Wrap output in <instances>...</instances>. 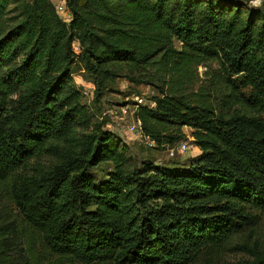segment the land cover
I'll return each mask as SVG.
<instances>
[{
	"label": "trees",
	"instance_id": "trees-1",
	"mask_svg": "<svg viewBox=\"0 0 264 264\" xmlns=\"http://www.w3.org/2000/svg\"><path fill=\"white\" fill-rule=\"evenodd\" d=\"M67 7L65 24L51 0H0V264H40L37 246L79 264H264V16L231 0ZM74 65L97 97L118 78L153 88L143 135L168 146L189 128L199 157L132 166Z\"/></svg>",
	"mask_w": 264,
	"mask_h": 264
},
{
	"label": "rangeland",
	"instance_id": "rangeland-1",
	"mask_svg": "<svg viewBox=\"0 0 264 264\" xmlns=\"http://www.w3.org/2000/svg\"><path fill=\"white\" fill-rule=\"evenodd\" d=\"M231 1L236 2L243 10H254L264 16V0H260L258 5L254 4L253 0ZM208 66L212 70L217 68L215 63H209ZM71 72L73 84L81 92L82 102L87 105L93 124L100 125L104 131L113 134L132 166H140L144 162H149L164 168L183 167L191 165L199 157L200 151L193 143L192 131L189 128L183 129L184 138H181L179 141L185 140L189 142L192 145L191 150L184 155H176L173 159L168 158L166 149L174 148L178 141L172 145L150 149L139 143L135 136L130 135L128 125L135 119L136 107L139 104L149 105L150 99L156 95L153 88L145 85H136L129 83L124 78H118L111 83L105 82V87L100 91L101 96L97 97L95 86L89 80L82 67L74 65L71 68ZM203 72L204 68L199 67L198 75L201 78L202 84L208 81V78L203 76ZM246 91L243 92L246 94ZM140 100H142V103H139ZM261 118H264V114L261 115ZM112 168L111 164L103 163L93 169L92 172L97 179H103L106 178V174ZM4 206L10 210L8 203L0 201V210ZM254 235L256 238L264 240V219L260 220ZM35 251V256L40 264H79L56 255L48 254L41 246H37ZM226 253L220 258V264L245 259V256L238 252Z\"/></svg>",
	"mask_w": 264,
	"mask_h": 264
},
{
	"label": "built area",
	"instance_id": "built-area-1",
	"mask_svg": "<svg viewBox=\"0 0 264 264\" xmlns=\"http://www.w3.org/2000/svg\"><path fill=\"white\" fill-rule=\"evenodd\" d=\"M68 1L69 0H51L56 15L65 24H68L72 19L71 13L67 7ZM74 50L77 51V48L75 47ZM139 103H142V100H140ZM149 105L153 106L154 104L150 103ZM128 132L130 133L131 136L132 135L135 136L136 140L139 143L146 146L147 148H150V149L158 148L153 140L143 135L142 130H141L140 120L134 119L132 123L128 125ZM191 148H192V145L189 142L182 140V141H178L174 148L172 147L167 148L166 153L169 159H173L176 155L186 154L188 151L191 150Z\"/></svg>",
	"mask_w": 264,
	"mask_h": 264
},
{
	"label": "clouds",
	"instance_id": "clouds-1",
	"mask_svg": "<svg viewBox=\"0 0 264 264\" xmlns=\"http://www.w3.org/2000/svg\"><path fill=\"white\" fill-rule=\"evenodd\" d=\"M259 2H260V0H253V3L257 4V5L259 4Z\"/></svg>",
	"mask_w": 264,
	"mask_h": 264
}]
</instances>
